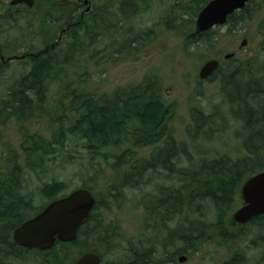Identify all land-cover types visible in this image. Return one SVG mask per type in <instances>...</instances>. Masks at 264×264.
I'll return each mask as SVG.
<instances>
[{"label": "trees", "instance_id": "trees-1", "mask_svg": "<svg viewBox=\"0 0 264 264\" xmlns=\"http://www.w3.org/2000/svg\"><path fill=\"white\" fill-rule=\"evenodd\" d=\"M208 1L178 3L179 10L164 16L160 24L165 31L176 29L186 35L193 31L194 18ZM116 9L117 13L112 11L108 19L105 13L100 12L103 11L101 7L95 15H88L81 24L84 29H70L62 38L64 48L61 40L53 49L30 59L29 72L9 87L10 94L0 97V125H3L0 128V239H8L12 230L32 214V199L22 192L30 177L38 178V175L44 174L47 171L44 166L49 167L60 155L68 164L75 162L76 157L64 150L66 142L71 139L79 142L77 151L85 155L88 173L91 170L89 180L92 184L83 182L80 187L88 189L95 198L87 221L71 242L76 245L75 255L80 253L77 245L82 243L81 249H87L89 240H93L94 245H97V239L106 243L112 237L113 241L115 227L110 230L105 223L102 224L104 218L99 214L100 209L105 207V201L109 203L112 195H118V201H122V187L134 190L146 185L152 188L145 201V213H149L148 217L157 218V230L170 226L179 217V223L168 237L192 248L201 246L209 240L208 229L198 221L194 229L184 227L188 223L184 211L189 209L192 214H200L195 207L210 203L216 209L217 225H222L224 217L241 204L239 190L242 182L257 171L264 170V59L258 68L260 77L250 76L251 79L241 65H230L227 61V67L220 65L208 80L216 78L219 81L228 109L225 113L214 111L212 115L205 116L193 107L190 109L192 117L184 124L189 140L198 139L200 142L193 150L200 152L198 146L211 144L226 134L223 133L226 120H241L246 131L241 143L244 154L234 158L213 152L211 158L194 159L193 150H189L184 141L177 140L171 133L172 129L168 128L173 105L163 101V89L155 77L145 75L137 84L115 90L113 94L85 91L79 85L81 82L77 81V87L63 85L62 89L69 91L67 95L51 99L45 95L49 85L58 82L57 75L64 68V62L79 54L90 53V60L101 62L122 55L135 57L144 48L154 31L150 28L146 31L129 28L124 29L129 37L117 46L112 45L106 55L100 54L101 50L97 51L94 43L97 39L108 38L111 30L113 35L119 19L128 20L137 12L132 1H121ZM236 23V14L228 16V27L233 28ZM215 30L204 31L194 39L188 38L193 45L191 50L187 48V52L202 54V51L209 50L217 41ZM31 91L33 93H29ZM216 117L219 124L215 122ZM9 123L16 124L19 129L15 143L8 139L5 132ZM38 125L44 127L45 133ZM154 145L157 147L148 158H133L138 149ZM177 162L184 165L177 166ZM155 178L175 183L169 186L151 183ZM101 179L108 181L106 186H99ZM41 188L43 196L50 202L60 197L65 186L63 182L54 180ZM192 208L195 209L192 211ZM248 224L255 228L256 237L263 242L258 246V261L264 264V215L253 217ZM222 226L224 230H216L218 240L241 239V232L231 234L229 223ZM51 249L55 251L57 247ZM186 251L185 248L176 252L175 259ZM150 252L144 247L137 249L131 262L122 264H150L153 261ZM238 255L234 252L224 264H238L242 261ZM164 257L167 258L168 254ZM67 258L58 254L53 258V264H58V261L61 264Z\"/></svg>", "mask_w": 264, "mask_h": 264}, {"label": "rangeland", "instance_id": "rangeland-1", "mask_svg": "<svg viewBox=\"0 0 264 264\" xmlns=\"http://www.w3.org/2000/svg\"><path fill=\"white\" fill-rule=\"evenodd\" d=\"M121 1L123 0H100V7L103 9L100 12L102 14L105 13L104 16L107 19L110 18L112 11L114 14L117 13L116 6ZM189 1L191 0H143L139 3L136 2V6L138 5L140 8L137 9L133 17L128 20L119 19L115 28L117 30L113 35L111 30L108 38H99L94 43L96 49H98L97 51H103L100 54L106 55L108 53L107 49H112L113 46H117V44L129 37V34L124 33V29L133 28L146 31L150 28L154 32L149 40L145 42L144 48L139 53H136L135 57H133L134 55H122L112 60L103 59L101 62L90 60V53L79 54L74 59L64 62V68L57 75L58 82L50 84L46 92H44L45 95L50 99L55 96L67 95L69 91L63 90V85L71 84L72 87L74 85L77 87V81L81 82L79 85L85 91L112 92L113 94L115 90L137 84L145 75L155 77L163 89V101L173 105V115L168 122V128L172 129L171 133L175 135L177 140L184 141L187 144V148L193 150L200 142H198V139H194L191 142L184 131L185 122L192 117L190 109L194 107L205 116L212 115L214 111L225 113L228 109V103L220 89L219 81L216 78L202 81L197 78L200 66L208 59L219 57L222 66L227 67V62H230V65H241L249 77H260L261 73L258 68L263 57L257 53L258 47L256 43L264 40V29H253L252 27L249 29H235L233 27L235 25H232L233 28L227 26V28L217 29L215 30L217 41L210 46L209 50L202 51V54L188 53L187 48L191 50L190 47L193 45V42H190L188 38L194 39L196 37H190L192 32H194V25L193 31L184 35L181 30L179 32L175 31L176 29L165 31L166 29L160 24V20L171 11L179 10L177 7L179 6L178 3H187ZM261 17L264 18V13L261 14ZM249 25L254 26V21H249ZM35 31V39L30 45L32 48L3 49V51H0L3 59H6L8 55L20 56L37 53L42 50L46 43L55 41L59 34L58 29H35ZM26 37L28 39V35ZM241 39H246L248 43L243 49L239 50L238 46ZM202 43L200 42L199 44ZM61 44L62 48H64L65 42L63 41ZM27 45H29L28 40ZM231 52H235L231 61L222 59L224 55ZM27 55L24 60H13L6 62V64L3 59H0V96L4 93L7 94L10 90L9 87L13 86L20 77L29 72L31 60ZM240 69L243 71L242 68ZM214 119L219 124L218 118ZM241 123H243L241 120L235 121L232 118L226 120L223 124V133L226 134L211 144H203V147L198 146L200 147V152H197L198 150L192 151L194 159L205 156L211 158L214 155L213 152L217 153L216 155L228 154L233 158L243 155L244 149H242L241 143H243V139L246 136V131ZM0 128H3V125H0ZM38 128H41L42 132L44 131L45 133L44 127L38 125ZM5 132L8 139L15 143L19 134L17 125L13 126L12 123H9L6 125ZM78 143L77 140H68L64 149L76 157L73 164L66 163L65 159L60 155L49 167L44 166L47 170L44 174L38 175V178L35 176L30 177V180L25 184L22 192L32 199L30 207L32 214H35L37 210L48 203V200L43 196L41 188L45 183H50L54 180L63 182L65 188L60 196L82 186L83 182L89 185L92 184L89 180L91 170L88 173L89 168L85 155L77 151ZM156 147L154 145V147L138 149L133 158H148ZM208 152H210L209 155ZM176 165L183 166L184 163L177 162ZM107 183L108 181L101 179L99 186H106ZM151 183L169 186L175 182L173 180L155 178ZM151 188L150 185L134 190L122 187V201H118V195L117 197L112 195L109 198V203L105 201V207L100 209L99 214L104 218L102 224L105 223L110 230L115 227L116 234L113 241L112 237L106 243L102 239H97L98 243L94 245L93 240H89L87 249L85 247L81 249L82 243L77 245L80 253L90 251L99 254V264H122L123 262H131L133 252L144 247L151 250L150 254L153 261L150 264H180L176 261L177 258L175 259L176 252L186 248L187 251L184 254H180L187 256L183 264H224L233 256L234 252L236 254L239 253L240 256L238 255V257L242 259L238 264H260L258 261L260 248L258 246L263 244V242L261 238L256 237L255 228L248 223L240 227L232 222L231 216L235 210L234 208L224 217L222 225L225 226L229 223L231 234L241 232V239L225 242L217 238L216 230L219 231L221 228L224 230V227L217 225L216 209L212 204L205 203L198 208L195 207L200 214H192L188 211L189 209L187 212L185 210L184 215L186 214L188 223H185L184 227L193 228L200 222L206 226L205 228L208 229L209 233V240L203 245H199L200 247L197 245L199 240L193 238L197 242L196 244L193 241L197 247L192 248L183 245V242L168 237L175 225L179 223V217L175 221L173 220L170 226L167 225L166 228L157 230V218L154 216L148 217L149 213H145L144 206L147 204L145 201ZM100 198L102 200V196ZM194 209L192 208V211ZM75 247V244L68 246L71 257H73V251L76 252ZM165 254H168L167 258L164 257ZM67 257V263L70 264V257L68 255ZM23 260L14 264H39L38 258H25Z\"/></svg>", "mask_w": 264, "mask_h": 264}, {"label": "flooded vegetation", "instance_id": "flooded-vegetation-1", "mask_svg": "<svg viewBox=\"0 0 264 264\" xmlns=\"http://www.w3.org/2000/svg\"><path fill=\"white\" fill-rule=\"evenodd\" d=\"M123 1H132V5L138 9L140 7L138 5L136 6V2L139 3L143 0ZM210 1L212 0H209L207 3ZM99 10L100 0H0V51H3V49H30L32 48L30 45H32L36 36L35 29H58L59 34L55 41L43 46L45 50L52 49L70 29H84L81 26L84 23V19L90 14L95 15ZM262 13H264V0H244L243 5L228 16L237 15V23L233 26L235 29H249L251 27L253 29H264V18L261 17ZM227 20L224 25H214L210 29L227 28ZM249 21H254L255 25H249ZM27 35L28 39L26 37ZM27 40L29 45H27ZM242 40L246 41V39ZM247 43L246 41L238 49H243ZM256 45L258 47L257 53L264 59V40L256 43ZM26 55L24 54V58ZM16 58L17 55H8L6 59H3L0 53V59H3L5 64L13 60H23L20 57L19 59ZM216 58L219 59V57ZM8 94H10L9 91L0 97ZM258 215H264V213ZM252 218L242 225H237L232 222L242 227L247 225ZM71 242L56 241L53 244L54 247H57L55 251L51 249L53 246L46 250L36 248L28 249L16 244L12 240V234H10L6 240L0 239V264H14L15 262L24 261L23 259L25 258H38L39 264H53V258L57 257L58 254L64 258L68 255L70 257V264H75L77 259V257L74 259L76 256L75 252L73 251V257H71L70 250L68 249V246L74 245ZM62 247L65 249L63 250ZM73 259L74 261L72 262ZM63 260L61 264H68L67 260ZM58 264H60V261H58Z\"/></svg>", "mask_w": 264, "mask_h": 264}, {"label": "water", "instance_id": "water-1", "mask_svg": "<svg viewBox=\"0 0 264 264\" xmlns=\"http://www.w3.org/2000/svg\"><path fill=\"white\" fill-rule=\"evenodd\" d=\"M28 1V0H23ZM244 0H212L207 3L196 15L193 35L209 30L214 25L225 23L226 17L234 10L239 9ZM242 40L239 47L245 44ZM232 56L224 55V59ZM219 66L216 59L205 61L199 68L197 78H209ZM240 196L243 205L233 213V220L239 224L247 222L250 218L264 213V171L247 178L241 186ZM94 204L90 192L84 188L73 190L61 197L28 220L22 222L12 232L13 241L20 246L28 248L47 249L57 239L62 242L72 241L76 231L87 219ZM183 256L178 262H184ZM99 257L94 253L81 255L75 264H98Z\"/></svg>", "mask_w": 264, "mask_h": 264}, {"label": "bare ground", "instance_id": "bare-ground-1", "mask_svg": "<svg viewBox=\"0 0 264 264\" xmlns=\"http://www.w3.org/2000/svg\"><path fill=\"white\" fill-rule=\"evenodd\" d=\"M107 247H108V245H107ZM98 248V247H97ZM101 250V249H100ZM104 250V249H103ZM50 262V261H49ZM53 263V262H52Z\"/></svg>", "mask_w": 264, "mask_h": 264}]
</instances>
